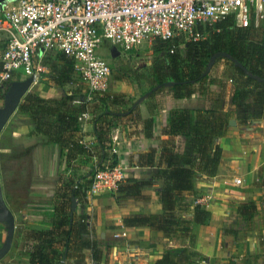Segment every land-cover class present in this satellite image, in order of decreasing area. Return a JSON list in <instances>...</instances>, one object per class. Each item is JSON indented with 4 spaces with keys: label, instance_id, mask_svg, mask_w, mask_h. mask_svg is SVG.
I'll return each instance as SVG.
<instances>
[{
    "label": "trees",
    "instance_id": "obj_1",
    "mask_svg": "<svg viewBox=\"0 0 264 264\" xmlns=\"http://www.w3.org/2000/svg\"><path fill=\"white\" fill-rule=\"evenodd\" d=\"M201 30L203 38L196 41L176 37L167 42H159L164 44L165 54L149 67L147 76H141L145 77L144 81H147L149 88L136 101H127L124 93H106L92 96L89 100L85 94L82 104L72 106L65 95L60 98H45L34 88L22 97L16 113L31 119L33 132L43 134L49 141L57 144L60 157L65 162L63 172L58 177L50 227L28 230L24 236V245L18 247L14 244L19 248L18 253L28 259V264H61L62 261L65 264L69 261L82 264L85 249L92 251L93 262L103 260V251L93 237V230L86 223V214L70 212L72 196L78 202L83 193L80 191H84L82 185H86L81 184L80 180L89 176L92 178L96 171L116 165V155L109 153V149L111 131L117 124L139 121L143 124L145 136H152V118H139L137 105L140 101L152 98L162 87L168 88L174 98L190 97L194 93L193 85L204 87L203 84L208 79V73L204 72L211 56L217 52H225L230 58L219 56L215 61L224 59L233 68L230 76V103L234 109H223V93L220 91L209 108L169 110L162 130L167 138L162 139L159 145L160 159L164 167L156 174L163 180L158 195L163 213L138 214L122 219L124 226H146L163 231L171 238L189 240L193 236L192 222H209V212L198 204L195 205L191 220L178 216L176 210L183 199V192L192 191L196 180L216 174L221 158V147L217 140L227 133L233 114L237 113L236 118L240 124L264 117V22L258 27L240 28L231 19H225L206 24ZM180 44L183 45L182 54L178 51ZM172 46L174 48L170 52ZM234 61L239 62L240 66L235 65ZM42 63L47 68L42 78L47 76L57 86L69 82L72 75H76L73 61L61 52H46ZM165 82L171 84L165 86ZM158 85L160 86L156 88ZM205 92V88L200 91L201 94ZM88 101L94 103V110L91 114L88 113L85 121H80L79 116L86 103H90ZM158 109L156 103L149 107L151 114ZM85 123L92 126L94 139L91 144L83 142L81 124ZM178 136L185 140L182 152L177 149ZM30 149L31 147H26L17 152L0 153L1 171L5 170L8 161L17 160L14 176L5 178L2 183L5 200L14 211L22 209L29 197L30 176L27 177L25 187H14L13 184L21 180L20 166L24 164L22 160ZM155 153L156 148L141 152L138 155V165H154ZM78 156H83L84 159L77 160ZM78 161L82 165L90 163L87 174H78L77 177L76 172L74 175L66 174L68 169L76 171L80 168L81 165L75 164ZM261 179L260 185L264 188V178ZM117 190L123 192L124 198H149L141 193L140 184L134 179L126 180ZM236 210L248 225L256 211V205L252 201L241 203ZM203 261L205 257L190 246H167L154 264H201Z\"/></svg>",
    "mask_w": 264,
    "mask_h": 264
},
{
    "label": "crops",
    "instance_id": "obj_2",
    "mask_svg": "<svg viewBox=\"0 0 264 264\" xmlns=\"http://www.w3.org/2000/svg\"><path fill=\"white\" fill-rule=\"evenodd\" d=\"M227 82L230 83V77ZM34 89L45 98L61 97L59 91L53 87L42 88L38 85ZM209 90L211 93L204 94L197 90L188 98L169 97L167 103L153 114L149 111V107L154 103L151 98L140 101L137 105L139 118H152L151 137L145 136L143 124L139 121L117 124L112 128L109 153L116 155L115 166L122 169L124 180L121 184L134 179L139 182L141 193L149 198H124L123 192L119 190L114 191L112 195L109 192L90 194V201L82 206L81 213L86 214V223L93 230V237L103 251V260L93 262L92 251L85 249L82 264H154L167 246H190L205 257L201 264L264 263V188L260 185L261 178H264V117L248 120L246 126L237 121V113L233 114V123H230L227 133L217 140L221 147V158L216 174L212 177L203 176L195 181L192 191L183 192V199L176 210L178 216L191 220L197 204L210 214L207 224L191 223V240L171 238L163 231L146 226H124L122 223L125 216L163 213L158 200L163 180L156 174L164 167L160 159L159 145L162 139L167 138L162 134V130L166 125L168 112L175 108H209L212 106L209 104L214 102L215 94L219 93L217 88L214 89V85ZM231 94L232 85L229 84L222 101L224 110L234 109L230 103ZM91 110V104L86 103L82 113L88 115ZM12 115L0 133V153L17 152L21 148L31 147L26 158L22 160L26 166V176L31 179L29 197L23 204L25 206L31 203L33 196L39 192V183L44 185L51 179V187L55 192L65 162L60 157L57 144L49 141L45 135L33 132L34 125L29 117L18 113ZM81 128L83 142L91 144L94 139L91 124H81ZM176 143L178 151L182 152L185 148L184 138L176 137ZM149 148H156L154 165H138V155ZM83 159V156L77 157V160ZM11 162L16 164L17 160L7 163ZM87 165H81L76 171L68 169L66 174L85 172ZM231 177L233 183L235 177L241 179L243 185L240 190L234 191L229 186ZM250 201L255 203L256 211L248 225L242 224L244 220L236 208L239 204ZM18 211L22 212L23 209ZM23 221L30 229L50 227L49 222L43 226L31 220ZM18 249L12 243L10 251L0 260V264H28V259L21 256ZM72 262L78 264L75 261H69L67 264Z\"/></svg>",
    "mask_w": 264,
    "mask_h": 264
},
{
    "label": "built area",
    "instance_id": "obj_3",
    "mask_svg": "<svg viewBox=\"0 0 264 264\" xmlns=\"http://www.w3.org/2000/svg\"><path fill=\"white\" fill-rule=\"evenodd\" d=\"M225 19L240 28L258 27L264 0H5L0 3V100L13 80L32 77V85L39 83L50 51L73 61L88 100L102 96L111 75L97 53L103 41L123 55L176 37L196 41L203 38L201 27ZM87 116L82 113L79 120ZM123 179L117 166L98 170L90 194L116 191ZM240 183L235 177L234 184Z\"/></svg>",
    "mask_w": 264,
    "mask_h": 264
},
{
    "label": "rangeland",
    "instance_id": "obj_4",
    "mask_svg": "<svg viewBox=\"0 0 264 264\" xmlns=\"http://www.w3.org/2000/svg\"><path fill=\"white\" fill-rule=\"evenodd\" d=\"M264 22V21H263ZM262 22V23H263ZM205 27V26H203ZM111 48L112 46L109 44L108 41H103L100 48L97 50V53L102 56L107 63L109 64L111 75L109 78V89L108 93H124L125 96L128 98L127 101L131 102L132 100H138L141 96V94L149 88V84L147 81L145 82V77L141 76H147L148 75V69L149 67L158 59H160L165 54V48L164 44H160L159 42L153 43L151 46L143 45L139 47L137 50H134L132 52H129L128 54H119L116 57L111 56ZM178 51L182 54L183 53V45L180 44L178 46ZM233 74V68L230 67L226 63L224 59H218L214 62L212 67L210 68L208 72V79L203 84L204 87L201 88L202 85L195 84L192 86L194 93L197 90L205 88V93H211L209 88L214 85V89L217 88V90L223 93V99H225V95L227 93V87L228 85H232V82L230 80V83L227 82V79ZM41 86L42 88L46 87H53L59 91L60 96L65 95L67 102L74 106L81 104L84 100L85 94L88 93V89L86 85L82 83L80 78L77 76V74H73L70 81L67 83H64L61 86H57L54 82H52L47 76L43 77L41 81L36 85H32L30 89H33L35 86ZM124 89V91L122 89ZM207 88V89H206ZM29 89V90H30ZM122 90V91H121ZM218 92L215 94V97L213 100L217 98ZM98 96V95H95ZM4 97V96H3ZM1 97V99H3ZM72 97V98H68ZM173 97V93L166 88L162 87L159 92L155 96L151 98V102L156 103L159 107L164 106L167 103V98ZM90 102L92 106V110H94V103ZM3 100H0V106H2ZM213 105L214 103L211 102L209 104ZM211 107V106H210ZM96 111V110H95ZM16 113H13L15 115ZM12 115V116H13ZM11 118V117H10ZM10 118L7 122H9ZM7 124V123H6ZM251 124V123H250ZM248 126V124H245ZM5 128V126H4ZM78 166L82 165L81 162H76ZM84 164V163H83ZM87 165V164H85ZM18 165H15L13 162L8 163L5 166V170H0V178H1V184L3 183V180L5 178L13 177L15 174V168H17ZM88 168L85 172L76 173L75 177L78 176V174H87V172L90 169V163H88ZM22 171H20V178L21 180L14 183V187H25L27 176L25 173L26 166L22 163L20 166ZM108 168V167H107ZM203 177V176H202ZM201 177V178H202ZM93 178V177H92ZM91 176L81 179L80 182L84 187V191L79 196V202L76 206L75 212L77 214H80L82 211V206H84L85 203H88L90 201V183L92 180ZM54 179V178H53ZM228 179V178H227ZM231 183H229V186L235 191L240 190L242 187V182L239 185H236L232 181V177L229 178ZM124 180V179H123ZM90 181V182H89ZM51 182V179H50ZM46 183L44 185H41L39 183V192H37L33 196V200H31V203L23 206V211H14V223H15V230H14V238H13V244H17L18 247H21L24 245L26 240L24 239V236L26 235V232L28 230H31L29 227L25 226V223L23 220H31L35 223H38L39 225H44V223H51L52 221V211L56 202L55 192L54 189L51 187V183ZM87 186V187H86ZM117 191V190H116ZM112 192H109L113 193ZM108 193V192H106ZM119 197H116L118 199ZM32 207H36L39 209H33ZM78 209V210H77ZM242 224H245L244 222ZM5 224L0 223V246L2 242L4 241L5 235H6V228ZM45 229V228H44ZM3 263V260L1 261ZM69 264H74L69 263ZM233 264H240L238 262H234Z\"/></svg>",
    "mask_w": 264,
    "mask_h": 264
},
{
    "label": "water",
    "instance_id": "obj_5",
    "mask_svg": "<svg viewBox=\"0 0 264 264\" xmlns=\"http://www.w3.org/2000/svg\"><path fill=\"white\" fill-rule=\"evenodd\" d=\"M5 0H0V3ZM118 55V51L112 47L111 48V56L116 57ZM219 56H224L230 58L229 55L225 52H217L213 54L207 64L206 70L204 74H207L214 64L215 60ZM235 65L240 66L239 62L234 61ZM33 84V78L28 77L23 80H13L9 83L3 97V104L0 106V133L4 128L5 124L7 123L8 119L11 115L16 111L22 97L26 94L27 91L31 88ZM171 82H165L163 85L167 86L170 85ZM160 85L156 86L159 87ZM155 88V89H156ZM230 123H233L230 121ZM77 206V200L74 196L71 198V208L70 212L73 213ZM14 211L11 207L7 204L4 194L3 188L1 184L0 178V222L4 223L6 226V235L5 239L0 246V260L10 251L13 238H14V230H15V223H14ZM61 264H65L64 261ZM264 264V263H263Z\"/></svg>",
    "mask_w": 264,
    "mask_h": 264
}]
</instances>
